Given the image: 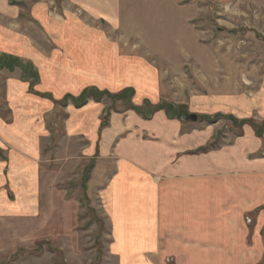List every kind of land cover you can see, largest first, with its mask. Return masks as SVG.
I'll list each match as a JSON object with an SVG mask.
<instances>
[{
	"label": "crops",
	"instance_id": "1",
	"mask_svg": "<svg viewBox=\"0 0 264 264\" xmlns=\"http://www.w3.org/2000/svg\"><path fill=\"white\" fill-rule=\"evenodd\" d=\"M237 1L264 13V0ZM128 2L64 0L60 21L40 7L37 15L31 12L30 23L41 38V45L34 46L23 41L17 22L5 23L8 17L19 21L21 11L10 0H0V25H6L0 26V56L20 58L28 69L34 68V73H24L27 79L17 78L18 68L0 69V214L34 216L42 210V175H50L55 167L56 175H65L73 165L72 175H85L87 192L99 193L112 256L121 264H167L168 259L170 264H222L226 243L235 247L228 260L240 259L241 250H236L245 249L246 213H257L250 236L264 253V134L259 136L252 123L241 124L250 120L257 103L226 93L204 99L206 109L233 116L238 126L199 118L183 123L163 108L147 117L140 107L146 101L151 106L174 102L164 99L163 75L156 66L122 54L125 49L114 43L112 34L122 30ZM75 9L84 16L75 15ZM51 25L56 26L54 32ZM21 42L30 49L16 50ZM89 88L119 95L129 90L135 94V107L111 110L102 127L108 104H60ZM259 99L264 100V93ZM60 108L70 114L62 139L63 147L76 149L70 159H63L65 152L60 154L54 134ZM218 137L223 142L216 147ZM60 156L66 160L61 171ZM13 187L15 192L22 189L15 194L25 201L14 210L8 197ZM124 244L142 249L132 252Z\"/></svg>",
	"mask_w": 264,
	"mask_h": 264
},
{
	"label": "rangeland",
	"instance_id": "2",
	"mask_svg": "<svg viewBox=\"0 0 264 264\" xmlns=\"http://www.w3.org/2000/svg\"><path fill=\"white\" fill-rule=\"evenodd\" d=\"M62 1L10 0V5L21 11L20 19L18 21L8 17L4 19L5 23L11 26L17 22L23 41L29 40L34 46L41 45L40 34L30 23L33 19L31 12L37 15L42 7L48 9L50 19L58 20ZM127 6L122 30L112 34L114 43L125 49L126 52L122 54L128 53L156 66L163 75L164 99L174 102L151 106L146 101V104L140 106L146 116L160 110L158 108L167 111L170 107L168 113L181 121V114L196 113L198 121H207L213 125L219 121H222V125H237V119L233 116H224L205 108L206 97L214 99L226 93L246 97L257 103L249 119L253 120L252 126L262 137L264 100L259 98L264 93V13H258L237 0H129ZM75 15L84 16L79 9H75ZM5 23L3 21L2 24ZM55 27L51 25L50 32H54ZM26 44L21 42L16 50L26 51ZM3 62L9 69L21 70L15 74L17 78L22 75L25 79L24 73L30 70L28 64L20 58L12 57ZM33 69L31 73H34ZM36 74L33 76L37 77ZM130 92L128 90L127 97L121 98L119 93H106L94 88L91 96L84 100L70 97L60 104L66 105L71 101L76 107H81L89 100L101 105L108 104L106 114L102 116V127H105L111 110L135 107L132 104L135 94ZM59 111L54 116L56 120H53L57 122L53 123L56 127L54 134L60 140V154L65 152L63 159H70V154H74L76 149L69 151L62 144L67 133L64 124H67L70 114L67 108H60ZM23 123H28V120ZM224 130L228 131L227 128ZM222 142L218 137L216 147L221 146ZM62 161L61 158L58 163L60 171L66 160ZM72 166L66 168L65 175H56V167L50 175H42V210L35 212L34 216L19 217L18 213L21 212L17 211L13 215L4 212L0 214V264H121L120 260L112 256L110 228L107 226L105 212L101 209L99 193L87 192L85 175H72L76 171ZM14 188L8 192L12 200L9 207L12 210L25 204L15 194L21 193L22 189L16 188L19 192H15ZM256 214L246 213L244 217L248 233L242 239L245 249L238 245L241 248L236 250H241L242 258L228 260V255H233L235 247L234 243H226L225 248L222 247V264H264V253L250 236L257 221ZM260 241L261 249H264V242ZM122 246L132 252L142 249L137 244ZM254 249L259 251L252 252ZM123 261L137 263V260ZM165 262L170 264L172 261L168 259Z\"/></svg>",
	"mask_w": 264,
	"mask_h": 264
},
{
	"label": "trees",
	"instance_id": "3",
	"mask_svg": "<svg viewBox=\"0 0 264 264\" xmlns=\"http://www.w3.org/2000/svg\"><path fill=\"white\" fill-rule=\"evenodd\" d=\"M1 59H0V69H3V68H9V67H7V65H5V62H3V61H6V59H8L7 57H0ZM2 61V62H1ZM16 66H18L17 64H16ZM22 69H25V68H22ZM28 73V72H27ZM33 78H34V83H37L38 82V78L37 77H35V76H33ZM94 91V89H88L82 96H80V99H82V100H84V98H88V97H90L91 96V93ZM127 92L128 91H126L124 94H121L119 97H124V98H126L127 96ZM126 96V97H125ZM158 109H162V108H158ZM168 109H170V107L168 108ZM167 109V111H169ZM136 110H138V109H136ZM141 111V110H140ZM183 116H187V114H181L180 115V117H183ZM148 117V116H147ZM199 118V117H198ZM253 123L252 121H243V123ZM262 135V134H261Z\"/></svg>",
	"mask_w": 264,
	"mask_h": 264
},
{
	"label": "water",
	"instance_id": "4",
	"mask_svg": "<svg viewBox=\"0 0 264 264\" xmlns=\"http://www.w3.org/2000/svg\"><path fill=\"white\" fill-rule=\"evenodd\" d=\"M198 117L195 114H190L187 116L182 117V121L189 122V121H197Z\"/></svg>",
	"mask_w": 264,
	"mask_h": 264
},
{
	"label": "bare ground",
	"instance_id": "5",
	"mask_svg": "<svg viewBox=\"0 0 264 264\" xmlns=\"http://www.w3.org/2000/svg\"><path fill=\"white\" fill-rule=\"evenodd\" d=\"M148 75V74H147ZM147 75H146V77H147ZM147 78H145V80H146ZM144 85L146 86V81H145V83H144Z\"/></svg>",
	"mask_w": 264,
	"mask_h": 264
}]
</instances>
